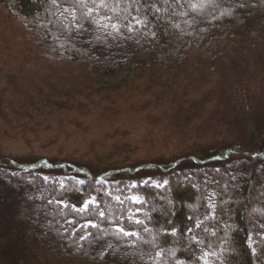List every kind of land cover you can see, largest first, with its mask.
Here are the masks:
<instances>
[{"label":"trees","instance_id":"obj_1","mask_svg":"<svg viewBox=\"0 0 264 264\" xmlns=\"http://www.w3.org/2000/svg\"><path fill=\"white\" fill-rule=\"evenodd\" d=\"M83 2L0 0V264H264V0Z\"/></svg>","mask_w":264,"mask_h":264},{"label":"snow or ice","instance_id":"obj_2","mask_svg":"<svg viewBox=\"0 0 264 264\" xmlns=\"http://www.w3.org/2000/svg\"><path fill=\"white\" fill-rule=\"evenodd\" d=\"M52 4L55 6H58V0H51ZM94 7H89L87 13H82L85 19H88L92 16L93 11L96 8L99 9H107L112 12V15H106L105 19L108 21L115 20V23L111 24L112 29L119 33L121 30V27H126L129 30L132 29L133 27V22L135 25H141L143 24L145 27H147V21L146 19H142L141 17L144 15L143 10L145 8L154 10L155 12H160V8L157 6V0H100V4L96 5L95 0H92ZM159 2L163 4H167L169 7H175V6H180L183 7V4L181 3V0H175V3H171L170 0H159ZM214 2V0H206L207 5H211ZM73 3L75 7L72 8V13H73V19L75 20V11L77 8L85 7L83 0H73ZM198 5L196 3H190L189 8L193 11L197 9ZM200 8L205 7V3L199 4ZM64 12H68V8L64 9ZM121 13H124V15H121ZM135 13V15H133ZM176 13L173 12V15ZM183 15H187V13H182ZM159 17H157L158 19ZM124 21H127L125 24ZM195 18L191 22L185 21V23H195ZM97 23H99L97 21ZM81 27L83 25H80ZM111 35V33H109ZM155 35V33H153ZM49 178L44 177V180L47 181ZM103 183V181H101ZM79 183H83V181H79ZM144 183L150 184L151 179L144 181ZM167 183V181H165ZM115 199L120 203L123 204L124 201L120 198V196H116ZM133 203H141V201L138 198H130ZM49 204H52L53 201H48ZM58 204H62V201H56ZM64 207H69V205L65 204L63 205ZM73 210L80 212L84 211L87 212L89 211L90 208H96L99 209V202L96 199H89L86 200L81 208H76L75 205H71ZM134 215V214H133ZM98 216L103 218L105 216V212L103 210L98 211ZM129 220H132L133 223L135 224H141L142 221L139 219H133V217H128ZM191 220L192 218L189 217ZM71 223V221H69ZM91 226L93 228L98 227L96 224H92L91 221H88L87 224L81 225L82 228ZM199 227V225H197ZM147 231V229H144ZM117 231L124 236H136V232H129L126 231L123 227H119ZM188 231H191V229H188ZM80 239H86V237L81 236Z\"/></svg>","mask_w":264,"mask_h":264},{"label":"rangeland","instance_id":"obj_3","mask_svg":"<svg viewBox=\"0 0 264 264\" xmlns=\"http://www.w3.org/2000/svg\"><path fill=\"white\" fill-rule=\"evenodd\" d=\"M100 3H98L97 5H99ZM180 9L182 10H185V9H187V5L185 4V3H183V7H180ZM189 9V8H188ZM189 10H191V9H189ZM154 11V10H153ZM166 11H168V9L167 10H161L160 9V12H155V13H157V14H159V15H162V14H164ZM142 26H144L143 24H141ZM73 145V144H72ZM69 150H75L76 152H77V155H79L78 153H82V150H83V148H82V146L81 145H79V144H77L76 143V145L74 144L73 146H69ZM17 152H18V154H24V156H26V155H34V156H38V155H43L45 152H43L42 150H33V151H24L23 149H22V146H21V149L20 148H17ZM149 154H152V153H149ZM12 155V154H11ZM40 155V156H41ZM148 155V154H147ZM13 156H15V154H13ZM151 157H154V156H144V154H140V155H138V156H136L135 158H139V159H141V158H146V159H152ZM133 159V158H132ZM223 193V195L225 196V198H228L227 196H226V194H225V192L223 191L222 192ZM258 196H259V194H258ZM257 201V200H256ZM258 201H259V198H258ZM257 201V203L259 204V202ZM227 202L228 203H236V199H235V197H232V198H230L229 200L227 199ZM261 203H262V201H261ZM258 204H256V205H254V207L249 211V212H247V216L246 217H248V218H252L253 217V215H254V213H255V211H257V209H258ZM170 205H172V203L171 202H168L167 203V206H170ZM173 205H176L175 203H173ZM189 208V207H188ZM151 236V235H150ZM153 238V237H152ZM172 253V255L174 254L173 252H171ZM228 253L229 254H231V253H234V250L232 249V248H230V247H228ZM257 259V258H256ZM257 261H259V260H257Z\"/></svg>","mask_w":264,"mask_h":264}]
</instances>
